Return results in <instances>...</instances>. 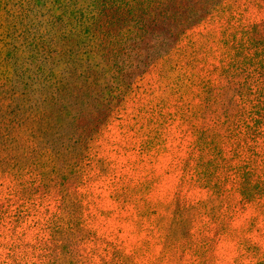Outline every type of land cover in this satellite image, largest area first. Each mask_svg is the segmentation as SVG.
<instances>
[{"label": "rangeland", "instance_id": "1", "mask_svg": "<svg viewBox=\"0 0 264 264\" xmlns=\"http://www.w3.org/2000/svg\"><path fill=\"white\" fill-rule=\"evenodd\" d=\"M59 1L0 0V264H264V160L254 157L264 137L242 140L264 115L252 46L264 0H219L171 47L156 35L137 58L122 50L109 97L121 71L132 75L97 130L103 111L86 100L48 115L43 100L69 67L31 59L18 34L40 21L52 35L46 18ZM16 49L18 61L28 56L17 69ZM36 66L46 70L26 77ZM235 180L258 194L243 197Z\"/></svg>", "mask_w": 264, "mask_h": 264}, {"label": "trees", "instance_id": "2", "mask_svg": "<svg viewBox=\"0 0 264 264\" xmlns=\"http://www.w3.org/2000/svg\"><path fill=\"white\" fill-rule=\"evenodd\" d=\"M59 2L56 5L58 13L54 11L48 14L46 18V26H50L52 35L46 38L47 34L45 35V32L39 31L40 21H31L29 26L24 22L21 23L20 27L28 29L29 32L26 37H24L22 31H19L18 34L19 37H23V43L31 48V59L37 60L39 56H42L44 60H51L54 63L53 65L62 64L64 67L67 65L69 67L68 79L66 81L61 79L55 84L56 94L54 95L56 97L50 96L43 100L46 104L45 111H50L48 115L59 118L60 111L68 108L70 104L67 103L68 100L71 104L73 100L75 102L86 100L93 104V111H103L98 112L95 119L93 118L92 126L89 127V130H97L108 116L106 111L111 109L109 98L114 100L115 97L119 96L121 90L127 84L125 79L132 75V73L126 75V72L121 71L116 76L118 77V89L113 91L115 95L109 97V79L106 81L105 79L109 71V65H111L115 56L128 47L136 51L135 57L137 58L141 50L144 51L146 47L147 50L148 47L149 49L153 47L147 41L156 35L158 38L162 36L161 46L171 47L177 37L189 26L208 15L219 0H61ZM85 3L89 6L88 10L84 8ZM52 5H55V3L52 2ZM52 9L53 7L49 8L48 12H51ZM2 15L0 14L1 17ZM72 23H74L72 26L73 31H66L64 29L66 25ZM79 25H83L84 28ZM76 26L90 36L87 42L81 38L82 30H79ZM252 28L254 29L252 46L256 51V63L258 62L259 72L262 75L264 68V35L261 34L258 26ZM32 29H35V31H32ZM59 42H62V45L56 47ZM52 52L58 55L53 56ZM13 53L16 63L15 69L18 65L23 67L22 61L27 59L28 56H23L18 61L16 57L19 55V49H16ZM10 56H13V54L5 55V57ZM86 57L88 58L86 59ZM88 59H91L90 62H88ZM42 70L46 69L36 66L31 75L26 77L36 80L37 72ZM47 70L52 77H56L53 75V68ZM78 79L82 80L81 83ZM48 86L50 84H47L46 87ZM254 122L255 128H247L242 138L244 143L254 141L255 138L262 140V137H264V115L255 117ZM241 126L239 125V128ZM240 133L241 129L238 130L236 135ZM256 147L258 149L254 156L256 161L258 156L264 160V150L260 151L262 148ZM208 151L213 153L216 151V155L220 153L219 147L215 144ZM252 162L253 160L247 161L250 165H252ZM197 166L202 169L201 172L203 173L208 168V165L205 166L202 162L198 163ZM242 174L244 180L250 177V173L247 171ZM243 181L235 180L234 183L237 182L241 185ZM263 183L264 179L255 185L256 191L264 189ZM213 187H221L217 179ZM251 189L252 187L249 188L248 185L242 184L239 191L243 197L252 198L258 193H250ZM185 232L189 236L191 231L187 229Z\"/></svg>", "mask_w": 264, "mask_h": 264}]
</instances>
